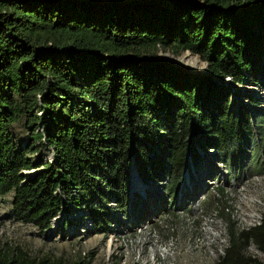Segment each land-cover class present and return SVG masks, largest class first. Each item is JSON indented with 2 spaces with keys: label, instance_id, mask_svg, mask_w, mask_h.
I'll return each mask as SVG.
<instances>
[{
  "label": "trees",
  "instance_id": "trees-1",
  "mask_svg": "<svg viewBox=\"0 0 264 264\" xmlns=\"http://www.w3.org/2000/svg\"><path fill=\"white\" fill-rule=\"evenodd\" d=\"M187 50L209 62L207 74L157 58ZM256 72L264 0H0V196L13 192L14 217L42 232L79 207L102 233L132 204L133 166L144 182H165L171 201L210 149L226 166L248 149L253 174H264V113L232 110L221 83L258 84ZM39 147L55 160L36 158ZM225 220L215 264H264V214L249 228ZM0 264L88 263L0 243Z\"/></svg>",
  "mask_w": 264,
  "mask_h": 264
},
{
  "label": "rangeland",
  "instance_id": "rangeland-1",
  "mask_svg": "<svg viewBox=\"0 0 264 264\" xmlns=\"http://www.w3.org/2000/svg\"><path fill=\"white\" fill-rule=\"evenodd\" d=\"M187 52L159 54L171 53L182 64L203 71L206 61ZM256 75L258 84L249 79L244 84L226 79L234 92L232 110L264 113V73ZM14 134L20 146L30 142L24 123L16 125ZM34 156L55 160L53 150L46 147H39ZM250 160L248 149L230 166L220 162L215 153L207 155L192 173L187 172L174 201L166 192L165 182L138 185L128 211L111 217L110 230L102 233L95 232L88 210L79 207H73L68 215L63 211L56 223L42 232L34 224L14 217V193L10 192L0 196V243L3 247L20 248L32 257L50 255L67 262L215 264L228 242L226 216L238 220L242 228L255 226L263 217L264 174H253ZM114 205L113 201L108 207ZM252 252L258 253L254 247Z\"/></svg>",
  "mask_w": 264,
  "mask_h": 264
},
{
  "label": "water",
  "instance_id": "water-1",
  "mask_svg": "<svg viewBox=\"0 0 264 264\" xmlns=\"http://www.w3.org/2000/svg\"><path fill=\"white\" fill-rule=\"evenodd\" d=\"M188 54H193L191 51H188L187 52ZM171 56V57H170ZM196 56H198L201 60H202V57L199 55V54H196ZM175 56L171 53H160L158 55L157 58H160V59H163V60H166L170 63H172L173 65L175 66H178V67H183L185 68L188 72L190 73H201V74H207L209 72V62H204L205 64V67L203 69V71H200L198 69H195L193 67H188L184 64H182L177 58L176 59H173ZM228 81H231V80H228ZM222 84H229L227 83L226 81H221ZM231 83V82H230ZM231 86L235 89V86L231 83ZM188 171V170H187ZM38 171L33 169L31 171H25V173H28V176L27 178L23 181L26 182L27 180H29L30 178H32L33 176H35V174L37 173ZM187 174V173H186ZM130 197H132L133 193L136 191V188L138 187V185H146V186H149V184H145V182L141 179L140 175H139V172H138V169L136 166H133L132 167V174H131V177H130ZM133 199V197H132ZM131 199V201H132ZM64 212H62L59 216L55 217L53 220H52V223H56V221L61 217V215H63Z\"/></svg>",
  "mask_w": 264,
  "mask_h": 264
},
{
  "label": "built area",
  "instance_id": "built-area-1",
  "mask_svg": "<svg viewBox=\"0 0 264 264\" xmlns=\"http://www.w3.org/2000/svg\"><path fill=\"white\" fill-rule=\"evenodd\" d=\"M228 79V78H227ZM230 80V79H229ZM255 109H252V111H254ZM250 111V110H249ZM252 113V112H251ZM252 114H254V112L252 113ZM251 148V147H250ZM208 153L209 154H213V153H216V150L215 149H212V150H209L208 151ZM260 219H262V217H260ZM258 223H260V221L258 222Z\"/></svg>",
  "mask_w": 264,
  "mask_h": 264
},
{
  "label": "bare ground",
  "instance_id": "bare-ground-1",
  "mask_svg": "<svg viewBox=\"0 0 264 264\" xmlns=\"http://www.w3.org/2000/svg\"><path fill=\"white\" fill-rule=\"evenodd\" d=\"M171 57V56H170ZM197 58H199L198 56H196ZM174 59V58H173ZM180 62H181V60L180 59H178ZM185 61V60H184ZM188 62H189V60H187ZM136 192V191H135Z\"/></svg>",
  "mask_w": 264,
  "mask_h": 264
}]
</instances>
